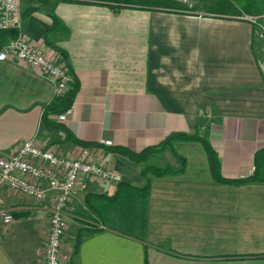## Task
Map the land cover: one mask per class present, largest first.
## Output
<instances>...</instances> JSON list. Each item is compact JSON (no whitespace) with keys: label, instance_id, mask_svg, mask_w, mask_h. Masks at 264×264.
Segmentation results:
<instances>
[{"label":"crops","instance_id":"obj_1","mask_svg":"<svg viewBox=\"0 0 264 264\" xmlns=\"http://www.w3.org/2000/svg\"><path fill=\"white\" fill-rule=\"evenodd\" d=\"M185 1L21 2L23 35L56 58L63 50L78 90L65 120L50 115L65 129H49L42 116L53 80L26 62L0 61V157L32 139L63 156L88 152L122 178L81 179L65 210L72 264H264L263 42L227 3ZM177 133L206 138L225 178L258 166L261 179L217 182L198 140L175 139L143 163L109 149L140 152ZM179 156L180 171L142 173L179 169ZM52 194L40 201L1 186L14 222L0 226V264H43Z\"/></svg>","mask_w":264,"mask_h":264},{"label":"built area","instance_id":"obj_2","mask_svg":"<svg viewBox=\"0 0 264 264\" xmlns=\"http://www.w3.org/2000/svg\"><path fill=\"white\" fill-rule=\"evenodd\" d=\"M21 2L0 0V30H19L17 37L0 44V61L17 59L28 63L50 77L55 83V96H61L69 90L74 80L68 61L63 57L56 58L46 47L23 35ZM235 17L250 22L255 35L263 42L259 67L264 76V12ZM56 117L65 120L66 112ZM84 177L109 184L122 180L118 173L108 170L88 152L84 151L76 157L63 156L53 150L43 149L32 139L23 140L13 152L0 157V188L6 185L13 191L40 201L53 192L43 264H72L71 250L64 249L65 210ZM13 222V212L0 200V226L7 230Z\"/></svg>","mask_w":264,"mask_h":264},{"label":"trees","instance_id":"obj_3","mask_svg":"<svg viewBox=\"0 0 264 264\" xmlns=\"http://www.w3.org/2000/svg\"><path fill=\"white\" fill-rule=\"evenodd\" d=\"M42 1H44V0H42ZM96 1H107V2H116V3H130V4H144V5H146L149 2L155 3V2H161L163 0H96ZM164 1H166V2L171 1L172 2L173 0H164ZM225 2L227 3L228 6L232 7L233 14H235V15H242L243 13H245V14H258V13L264 12V0H225ZM238 2H240V6L238 5ZM33 9L34 8H31L29 11H32ZM55 19L53 21V28L56 27L58 24L57 23L58 20H55ZM17 36H18V29L0 30V44L5 43L8 40H10L11 38H15ZM61 53L63 54L62 57L65 60H67V54L63 50L61 51ZM77 90H78V85H77L76 81L73 80V82L70 85L69 90H67V92L65 94H63L61 96H55L53 98V100L45 106L43 116H42L43 126L49 128V129H53V128L65 129V127L61 123L56 121L53 117H50V115L51 114L52 115H54V114L58 115V114H61L63 112H66L72 106L74 99H75V96H76V93H77ZM67 135L69 138L73 139V141H75L77 143H80L83 145H90V144L85 143V142L77 139L76 137L72 136V134L70 132H68ZM175 139L198 140L203 144V146L207 152L208 158H209V164L211 167L212 175L217 182L242 184V183H247V182H251V181L261 179L258 166H256L254 173L249 175V176H246V177H243L240 179L225 178L221 173V165H220V162L217 158L216 152L213 149L212 145L210 144V142L206 138L201 137V136L196 135V134H186V133L173 134V135L169 136L167 139H165L163 142H161L157 145H154V146H149L140 152H134V151L130 150L129 148L122 147V146H112V147H109V149L111 151L126 155L127 157H129L133 161L143 163L151 155L158 153V152L164 150L165 148H167L168 146H170L172 141ZM179 158L181 159V168H179V169H174L170 165H167L163 168L153 166V165H148V166L143 168L142 173L144 175H147V173L151 172L154 175L162 176V175H165L166 173L180 171L184 167L185 160L181 156H179ZM149 186H150L149 182L147 181V183L143 187H139V188H137V190H139L142 193V195H146L147 190L149 189ZM85 230H87V229L81 228L77 232L76 241H75L74 247H73L74 253H76L79 249V246H80V243H81V240H82V237H83Z\"/></svg>","mask_w":264,"mask_h":264},{"label":"rangeland","instance_id":"obj_4","mask_svg":"<svg viewBox=\"0 0 264 264\" xmlns=\"http://www.w3.org/2000/svg\"><path fill=\"white\" fill-rule=\"evenodd\" d=\"M202 1V2H201ZM200 2L197 1H185L187 2L188 4H196V7H201L203 6L204 8H209V9H220L222 6H224V4L226 3L225 0H201ZM238 5L240 6V2H238ZM238 6V7H239ZM241 8V7H240ZM245 14V13H243ZM238 16V15H237ZM69 247V246H68ZM69 249V248H68Z\"/></svg>","mask_w":264,"mask_h":264}]
</instances>
